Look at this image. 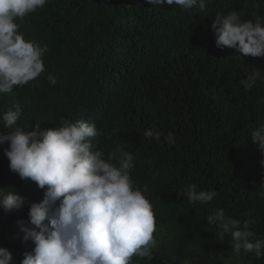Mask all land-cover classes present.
I'll return each instance as SVG.
<instances>
[{"label":"trees","instance_id":"16d2710c","mask_svg":"<svg viewBox=\"0 0 264 264\" xmlns=\"http://www.w3.org/2000/svg\"><path fill=\"white\" fill-rule=\"evenodd\" d=\"M233 11L241 21L264 25V0H206L204 10L146 0H47L15 20L25 40L48 46L47 71L0 93V115L20 104L14 127L21 128L83 119L95 124L93 143L106 155L119 144L134 156L130 175L136 187L147 188L157 244L150 259L134 255L130 264H264V256L233 252L230 235L218 241L206 219L223 209L241 226L254 220L250 239L264 240V153L251 137L264 125V57L216 46L211 24L217 13ZM257 72L245 90L241 81ZM147 129L160 140L149 142ZM0 131L7 129L0 124ZM168 133L175 143L165 141ZM5 147L0 188L14 189L25 204L10 213L0 207V247L20 264L34 244L22 240L18 221H27L43 190L10 171ZM189 185L217 196L189 203L178 194Z\"/></svg>","mask_w":264,"mask_h":264},{"label":"clouds","instance_id":"9594fccd","mask_svg":"<svg viewBox=\"0 0 264 264\" xmlns=\"http://www.w3.org/2000/svg\"><path fill=\"white\" fill-rule=\"evenodd\" d=\"M153 6L177 5L190 10L206 8V0H146ZM47 0H0V93H10L46 72L43 57L49 51L25 40L17 18L43 8ZM218 48H234L242 56L264 57V25L259 20L241 21L235 11L226 16L216 14L211 24ZM258 72L242 80L244 89H251ZM50 84L56 77L47 75ZM27 102V101H26ZM264 103V98L261 99ZM23 108L20 104L0 115V145L7 142L4 153L10 171L21 179H31L43 190V199L30 203L27 221H18L23 241H31L34 248L26 251L20 264H130L132 257L151 258L157 244L153 233L156 218L153 206L143 194L147 188L134 185L130 172L134 156L117 144L113 152L105 154L94 137L99 135L94 123L80 119L62 120L55 128L42 123L30 128L14 127ZM143 136L151 142L160 140L153 129ZM251 137L264 153V125L256 128ZM165 141L175 143L172 133ZM119 152L117 160L115 153ZM116 160L115 163L113 161ZM151 161H149V164ZM264 166V160H261ZM7 190V191H6ZM189 203L209 202L217 196L215 190L197 191L189 185L178 192ZM264 197V193H260ZM25 197L14 189L0 188V207L6 213L21 209ZM215 227V238L228 242L237 255L253 252L264 256V240H251L253 233L245 220L226 217L223 209L206 217ZM12 253L0 247V264H12Z\"/></svg>","mask_w":264,"mask_h":264}]
</instances>
